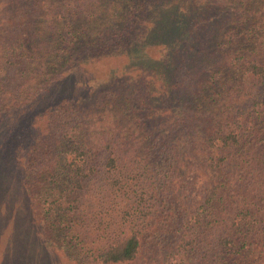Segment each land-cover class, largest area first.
<instances>
[{"label": "trees", "instance_id": "trees-1", "mask_svg": "<svg viewBox=\"0 0 264 264\" xmlns=\"http://www.w3.org/2000/svg\"><path fill=\"white\" fill-rule=\"evenodd\" d=\"M37 1L14 36L7 32L17 26L12 17L0 26V95L9 91L3 87L7 70L23 68L29 59L58 63L37 93L0 116V219L9 217L0 264H264V0H132L125 6L112 0L110 8L117 10L111 14L120 19L102 24L94 42L84 43L94 54L81 53L82 40L70 25L78 11L74 3L64 0L63 8ZM57 19L62 25L56 43L41 45L37 36ZM121 44L127 51L111 58L124 61V72L131 65L137 70L127 72L129 82L121 81L128 89L122 104L111 88L103 94L110 103L97 97L103 89L95 81L82 99L67 98L84 102L80 116L66 101L65 107L41 110L52 93L65 96L78 88L68 80L89 65L87 58ZM152 44L155 56L147 49ZM209 65L210 77L202 83ZM89 66L95 74L105 68L98 60ZM220 66L227 74L213 79ZM151 81L162 90L178 91L176 84L188 89L190 105L169 108L160 93L143 96L133 86L146 89ZM25 105L35 113L38 138L32 144L10 136L26 117L18 111ZM151 105L160 110L158 120L141 118L154 115ZM128 109L135 113L130 119ZM85 126L89 135L78 134ZM55 127L47 141L46 132ZM161 130L165 137L157 135ZM171 133H177L176 142ZM12 142L16 152L21 146L40 153L29 157L22 150L12 163ZM45 147L51 154H42ZM187 165L201 170L192 175V197L180 172ZM34 177L40 185L35 212L24 200L28 191L33 194L28 186Z\"/></svg>", "mask_w": 264, "mask_h": 264}, {"label": "rangeland", "instance_id": "rangeland-1", "mask_svg": "<svg viewBox=\"0 0 264 264\" xmlns=\"http://www.w3.org/2000/svg\"><path fill=\"white\" fill-rule=\"evenodd\" d=\"M129 1H132V0H114L113 3L118 2V3L125 6L126 4L129 3ZM143 1L145 3H149V0H143ZM48 2H50V4L55 2L56 4L61 5V7H63V8L66 6L64 0H48ZM111 2H112V0H68V3H74L77 6V10H78L77 13L72 16V20L70 21V25L73 27V30L75 31L76 36L82 40V42H81V43H83L82 48L85 51H81V53L92 52L91 54H94L95 53L94 49L89 48L84 43L92 44L94 42V40H95L94 36H95L96 32L98 31V29L102 26V24H105L106 22L110 23L112 19H116V20L120 19L119 14H111V11L116 12V10H117V9H115L114 6H112L113 9L110 8ZM38 3H40V2L37 0H0V26L6 25L8 17H12L15 24L19 23V20L24 15L23 13L29 14L30 8L33 6V4H38ZM144 7L147 8L148 5H144ZM141 8H143V6ZM65 11L67 13H70L71 10L66 9ZM61 25H62V22L58 21V19L53 20V22L48 24L47 29L37 36L42 42L41 45L48 46V47H49V45L50 46L54 45L57 41L56 40L57 39L56 32H58V30H59L58 28ZM134 25H137V24H134ZM139 25H141V24H139ZM20 27H21V25L17 24L16 28L13 30L14 32H12L11 30H8L7 32H10L11 36H14L16 34V32L20 29ZM112 47L108 52L100 53L97 58H94V56L87 58V59H90L89 61L87 59H85V57H83V60L84 61L87 60L89 65L92 61L93 62L95 60L101 61L105 65V68L101 71L100 74H95L94 70H91L92 67H90L87 64L80 66L78 71H76L77 74L71 73L70 80H68L71 82V84L76 85L78 88L76 90H73V88H72L69 92H67L68 94H65V96L55 95V93H52L51 98L45 103V105L43 106V108L41 110H43V111L49 110L51 106H54L55 104L60 105V103L62 105H64V107H65L66 104L64 101L68 102L67 98H72V101H78L79 99H82V91L84 93H87L90 91L92 92V89L95 85V81L97 83L96 86L103 89L101 92L97 93V97L99 96L100 98L104 99L107 103H110L111 96L110 95H104L103 96V94L107 88H111V91H115L116 95H117V100L115 101V103L116 104H122V102L124 100V96H125L124 91H126L128 89H126L125 87H122L121 84L129 82V80L131 79V77H128L129 75L127 72H129L130 74L131 73L135 74L137 72V70H136V68H134L136 66L131 65V66L127 67L126 68L127 70L124 72V70L122 69V68H125L123 66L124 61L119 59L121 61L118 60L117 62H115L113 57L111 58V56L116 54L118 51H121L122 49H123V52H126L127 50H126V48L123 47L122 44L115 46L113 49H112ZM101 49L104 50L103 48H101ZM147 49H148L150 55L155 56V54L158 53V50L156 48V44H152L150 46H147ZM53 59L54 58L46 57L43 62H41V63L38 62V64H34L36 61H31V59H29V62L24 61L22 63V64H24L23 68L19 64L14 69L7 70V72L5 74H2V76L5 75L6 79H8V78H10V79L7 81L5 79V82L3 84V87L6 89H9V91H6L0 95V111H1L0 116L5 115L6 109H8L10 107H16L17 108V106H14L15 103L22 102L23 98L31 97L34 93L38 92V89L41 88L40 87L41 83L47 82L48 80L53 78L54 73L57 71V65H58V63H56ZM25 65L27 66V68ZM215 65L217 66V64H215ZM214 68H215V66H214ZM218 69H219V73L218 74L215 73L213 79H216L218 77H221L224 74H227V72H225V69H223V66H220ZM210 72H211L210 71V65H209V70H208V67L206 66L205 72H202V78H203L202 83H205L206 79L210 77ZM232 73H234V72L230 69L229 74H232ZM140 77L141 78H148L149 80H151L148 76H146V74H143ZM184 77H186V74L184 75ZM115 81L119 84H116ZM121 81H123V82L121 83ZM134 85H135V89H136L137 93L141 94L143 96H150L151 98L152 97L154 98L160 93L162 95L161 98H163V100H164L163 101L164 105L168 106L169 108H171L172 106H175V104L179 105V106H183L184 104L188 103L190 105L189 95H188L189 90L186 88L182 89L178 84H176V86L178 87V91H177V89H174V88H172V89H168V88L165 89L164 88L162 90L156 82L152 83V81H151V83H149V87H147L146 89H145V85H142L139 83H133V86ZM176 92H177V95L172 96ZM166 100H169L170 102H172V104L167 102ZM129 101H132V100H129ZM113 102H114V100H113ZM95 104H96V102H95ZM139 104H141V103L139 102ZM154 104L158 105L156 102ZM213 104H215V101H213ZM68 106L69 107L71 106L73 109H76L75 114H78L80 116L81 112H82L81 107L84 106V102L82 103L81 100L77 104H73V103L68 102ZM207 106H209V104H207ZM183 107H185V106H183ZM72 108H70V109H72ZM29 109H30V106L25 105L24 107H22L21 109L18 110L20 113L25 112L24 116H26V117L22 120V122L21 121L15 122V124H14L15 130H12V134L10 136H11V138H14L16 143H18L17 140L25 139L24 143L32 144V139L34 140V139L38 138L35 135L37 125L32 122L35 118V113L31 114ZM130 109L132 110L134 108L131 107ZM130 109L125 110V113L127 114V117L129 119L135 116V113H133ZM229 109H230V107L225 106L223 110H229ZM32 110L33 109H31V112H32ZM151 110L154 111V115L149 116L148 115L149 112H148V114L141 113L144 115L141 118L144 117V119H145V118H149V117H155L158 120V118L161 117L158 114V112L160 111L159 108L151 105ZM67 111H69V109ZM29 113H30V116L27 117V115ZM105 114H106V112H105ZM141 114L138 113V115H141ZM29 117H33V118H29ZM39 117H42V115L39 114L38 118ZM58 119H62V116L60 114L55 119V121H57ZM131 123H132V121H131ZM102 125H104L103 120L100 122L99 128ZM85 128H86V130H85L86 132L79 131L78 134L89 135L88 130H87L88 126H85ZM48 131L49 132H46V133L49 134V136L46 138V140L51 141L52 138L54 139V137L51 136V133L54 131H57V127L53 128V129H49ZM181 131L186 135L185 138L190 137L189 130L186 131L185 129H182ZM174 134L175 133H171L168 137H171L172 141L176 142L177 133L175 135ZM192 134L194 135L193 132H192ZM157 135L159 137H165V130L164 131L161 130L160 133H158ZM8 138H9V135H8ZM8 138H7V140H8ZM190 139H191V137H190ZM7 140H6V142H7ZM148 143H149V141H148ZM6 148H7V146H6ZM56 148H62L61 144H58L56 146ZM45 149H46V152L42 153L43 155L51 154V151H52L51 147L50 148L45 147ZM22 150L25 151L26 156H29V157H32V156L40 153V151H38V150H34L32 148L27 149V148H25V147L23 148L21 146L18 147L17 152H16L14 150V143L12 142V144H9L8 148H7V151H11L13 153V157L11 160L12 163L20 160L19 157L17 156V153H19L20 156L24 155ZM58 150L59 149H57V151ZM127 150L128 149L125 148L122 152L125 153ZM179 151L181 152L180 148H179ZM145 152H146V155L149 154V151H145ZM160 157H162V155L160 152H158V154H156V158L159 162V164H157V167L162 164ZM180 162H183V159L180 160ZM194 166L195 165H187L180 171L181 173L184 171V175H183L184 177H182L183 178L182 181H184V187L186 189L185 192H187V194H189L188 197L189 196L192 197V192H193L194 187H195V183H193V181H192L193 180L192 175L197 174V173H201V170H199L198 168L194 169L195 168ZM28 171H29L28 174H27V172H26V174L32 175V172L29 169H28ZM31 186H28V190H30V188H31V191L33 194L30 195L29 191H28V193L25 195L24 200H25L28 208L35 212L36 211V198H37L36 193L40 189L39 188L40 185H39V183H37V178L34 177L33 181L31 182ZM8 197H10V196H8ZM43 205L45 206V204H43ZM40 208H41V206H40ZM165 208H166V206L164 207V209ZM168 209L170 210V208H168ZM5 210H8V211L10 210L9 202H8V208H5ZM8 214H9V212H8ZM8 221H9L8 216L7 217L4 216L3 219H0V237L1 238H3L4 233H6L8 230V227H9ZM144 232L146 233L147 230H145ZM145 244H146L145 250L147 251V250H149L150 247H148L146 242H145ZM145 244H144V246H145ZM148 244H150V243H148ZM64 264H69V263L64 262Z\"/></svg>", "mask_w": 264, "mask_h": 264}]
</instances>
